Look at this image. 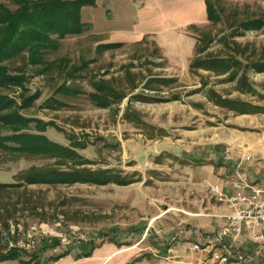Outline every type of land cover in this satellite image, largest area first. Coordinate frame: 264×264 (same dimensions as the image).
Wrapping results in <instances>:
<instances>
[{
  "label": "rangeland",
  "instance_id": "374dc122",
  "mask_svg": "<svg viewBox=\"0 0 264 264\" xmlns=\"http://www.w3.org/2000/svg\"><path fill=\"white\" fill-rule=\"evenodd\" d=\"M132 1L84 6L86 31L55 38L39 64L29 50L0 64L25 77L24 86H0V94L21 104L40 92L20 113L56 125L42 133L89 159L80 165V158L60 153L0 147V182L16 185L0 189V253L19 254L0 264H69L90 242L95 258L72 264H203L207 252L193 245L224 222L211 215L220 212L210 190L216 182L208 179L213 168L226 166L229 180L237 169L259 171L254 182L264 183V160L256 161L264 150V0H212L219 20L178 26L176 44L160 39L162 26L154 37L145 28L131 33L138 13ZM172 1L171 14L178 15L185 0ZM0 4L18 8L14 0ZM194 5L188 19L199 17V0ZM253 20L259 29L242 26ZM112 43L120 45L106 47ZM199 59L211 68L198 66ZM207 164L212 171L199 172ZM76 170L112 178L22 179L31 171ZM198 179L208 188L194 194ZM61 253L67 254L54 261Z\"/></svg>",
  "mask_w": 264,
  "mask_h": 264
},
{
  "label": "trees",
  "instance_id": "16d2710c",
  "mask_svg": "<svg viewBox=\"0 0 264 264\" xmlns=\"http://www.w3.org/2000/svg\"><path fill=\"white\" fill-rule=\"evenodd\" d=\"M14 2L18 6L14 11L7 10L3 4H0V64L25 50L30 51L31 62L39 64V62H42L41 53L43 48L56 42L55 38L77 35L86 31L88 23L83 21L81 10L84 6L96 4V0H14ZM205 2L207 5V18L212 22H217L219 15L214 2L212 0H205ZM256 22L258 21L245 22L242 26L250 25L252 28L253 25L254 28L259 29L261 26ZM119 45L118 43H112L106 45V47H117ZM208 62V59H199L197 65L211 68ZM24 82L25 77L11 75L8 73L7 68L0 65V86L5 88L24 86ZM70 91L74 92V90ZM39 95L40 92L27 97L24 96L22 103L18 104L9 99L7 95L0 94V147L11 152H32L53 156L60 153L68 158H80L81 160L78 162L80 165L89 163V159L83 158L75 148L52 141L42 133L46 131L48 126L57 127L56 125H52L51 122H43L40 119L27 118L20 113V109L31 106ZM15 104L17 108L8 111ZM57 104L61 106L63 103L59 101ZM32 122L36 123L35 130L38 132L32 131L30 126ZM2 129L11 133L3 134ZM100 175L93 174L88 170L57 173L31 171L25 174L22 179L24 183L28 184L74 183L78 181L106 184L111 181L110 174L103 175L104 178ZM12 186H16L15 183L0 182V189ZM94 249L95 245L90 242L88 249L79 253L78 259L92 256ZM67 253L55 255L53 260L56 261ZM18 258L17 251L10 250L6 253H0V262Z\"/></svg>",
  "mask_w": 264,
  "mask_h": 264
},
{
  "label": "built area",
  "instance_id": "2783aa9c",
  "mask_svg": "<svg viewBox=\"0 0 264 264\" xmlns=\"http://www.w3.org/2000/svg\"><path fill=\"white\" fill-rule=\"evenodd\" d=\"M246 159L255 160L252 155ZM263 160L264 153L256 159ZM230 182V194L220 183L210 185L216 200L226 206L223 212L213 215L225 223L193 248L207 252L203 264H264V183L240 175Z\"/></svg>",
  "mask_w": 264,
  "mask_h": 264
},
{
  "label": "crops",
  "instance_id": "0c3cea01",
  "mask_svg": "<svg viewBox=\"0 0 264 264\" xmlns=\"http://www.w3.org/2000/svg\"><path fill=\"white\" fill-rule=\"evenodd\" d=\"M194 2H195V0H191L190 3L188 2V0H185L184 2H182V3H184L185 7L182 9L176 10L178 15L177 14L172 15L171 11H173V8L175 7V6H173L172 0H146V3L145 2L138 3V0L132 1L131 4L135 8L138 9V13H137V20L136 21L133 20L135 22H133L134 24L132 26L131 33L133 32V33L140 34V32L143 31L142 29L145 28L146 30L144 33L148 32L150 34H153V37H154V35L156 34V30H158L157 26H162V31L159 34L162 36L165 35V37H162V38L159 37V38L165 42H168V44L173 42V41H174L173 44L174 43L176 44V39H178L179 37H176L175 39H173V35H174V30L178 26L186 27L188 24H190L189 21H195L196 23H201L207 17V10H206L207 8L205 5V0H199V2L201 4V10H200L199 17L188 19L189 14L193 15V12H194L193 8L196 5V4L194 5ZM159 7H161V8H159ZM182 11H184V13H181ZM183 31L184 30H181V32H182L181 34H183ZM144 33H142L141 37L143 36ZM192 44L195 45V41L192 42ZM193 45H192V49L194 48ZM258 149H260V148H258ZM262 149H264V146ZM262 153H264V150H261L259 155H261ZM257 163L260 164L262 162H257ZM204 166L205 167H202L201 169H199V172L210 173L212 171L211 167H214V165H212V164L211 165L207 164V166L206 165H204ZM213 170H217V171L216 172L214 171V173H212V176L209 174V176H208L209 181H212V182L215 181L216 183H220L225 191H227L229 194L232 193L233 188H232V185L230 182L231 180H229V178L226 179V178H224L225 176H223L227 172V167L224 165H220L219 168H217V169L213 168ZM231 170L235 171L234 168ZM237 170H236L237 175L244 176L251 181L259 179V177H258L260 174L259 171H257V174H256V172L254 173L256 175L253 179V175H254L253 172H248V171H246V169H245V171H241V172H239V170L238 171ZM201 176H204V175H201ZM199 179L196 180V182L195 181L191 182L194 186L193 188H196V191H195V189H192V191H191L194 194H195V192H202L203 193V190H204L203 188H208L207 187L208 185L205 184V182L204 183L199 182ZM196 184H198L197 187H196ZM218 203H220V202H218ZM225 207L226 206L224 203H220L219 211L223 212L225 210ZM215 213H217V212H215ZM215 213L213 212V214H215ZM213 214H211V215H213ZM217 218H220V217H217ZM221 219H223V218H221ZM223 221L224 222H221L220 225L218 226V229L222 225H224L225 220L223 219ZM207 234H209V233H206L205 235H207ZM205 235L203 236V241H204ZM96 252L97 251H95V253L92 256L86 257V258H81V259L69 258V261L67 263L72 264L75 262L79 263V262L92 261L95 258ZM59 264H61V263H59Z\"/></svg>",
  "mask_w": 264,
  "mask_h": 264
},
{
  "label": "water",
  "instance_id": "95a60500",
  "mask_svg": "<svg viewBox=\"0 0 264 264\" xmlns=\"http://www.w3.org/2000/svg\"><path fill=\"white\" fill-rule=\"evenodd\" d=\"M225 145V143H223Z\"/></svg>",
  "mask_w": 264,
  "mask_h": 264
}]
</instances>
